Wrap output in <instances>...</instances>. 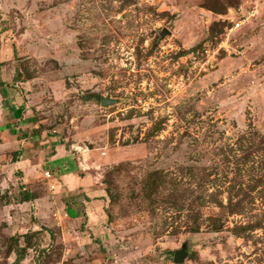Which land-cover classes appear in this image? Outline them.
Returning a JSON list of instances; mask_svg holds the SVG:
<instances>
[{
	"label": "rangeland",
	"instance_id": "rangeland-1",
	"mask_svg": "<svg viewBox=\"0 0 264 264\" xmlns=\"http://www.w3.org/2000/svg\"><path fill=\"white\" fill-rule=\"evenodd\" d=\"M10 123L66 155L27 205L0 137V264H264V0H0Z\"/></svg>",
	"mask_w": 264,
	"mask_h": 264
},
{
	"label": "crops",
	"instance_id": "crops-1",
	"mask_svg": "<svg viewBox=\"0 0 264 264\" xmlns=\"http://www.w3.org/2000/svg\"><path fill=\"white\" fill-rule=\"evenodd\" d=\"M6 88V85H4ZM7 89V88H6ZM8 90V89H7ZM10 91H13L12 89H9ZM8 90V91H9ZM8 94V93H6ZM13 98V97H12ZM16 98V96H14ZM19 99H15V107L16 108H22L21 103L18 101ZM14 101H12L13 103ZM20 104V105H18ZM13 105V104H12ZM28 111H26L25 115L22 116V120L25 119L28 115ZM15 123H10L9 126H3L0 124V137L4 139L7 144H9L10 148H14V150L20 151L17 160L14 162L13 166L15 168H18L22 173V178L20 185L23 186L22 191H27L28 195L30 197V200L27 205L30 204L31 206H34L36 204V200L34 197H32V190H30V186L35 183L37 180L36 178H39L42 174L41 173H48L47 172V166L52 165L54 162L60 165L59 168H61L62 164H65V161H63V158H65V150L63 145L58 144L56 145L52 138H49V140H45L44 136H40L39 134L35 133L36 127L30 125H22L18 124L17 127L14 126ZM11 128V129H10ZM17 130V133L21 135V138H17L16 134L13 139V135L10 136L11 131ZM34 130V134L32 135H25V130ZM21 132V133H20ZM33 133V132H32ZM51 153V155H50ZM16 155V156H17ZM24 155H27L24 158ZM62 159V162H59L58 160ZM70 161L67 160V163ZM49 168V167H48ZM76 182L77 176L75 172H71L68 174L61 175V179L66 180L67 183L71 181V179ZM80 181V180H78ZM76 187L79 186L77 184H74ZM92 189L88 193L85 190H77L73 191L72 186L68 189L67 194H69L70 198H76V201L78 202V205H74L72 208L71 213L78 214L80 213L82 215V219H85V222L88 223L87 225L90 227V225L96 222L103 223L106 220L105 215V199L100 196V199H94L90 193H92ZM94 192V191H93ZM71 194V195H70ZM101 194V193H100ZM24 203V202H23ZM24 203V204H25ZM80 218H75L74 220H79ZM81 220V219H80Z\"/></svg>",
	"mask_w": 264,
	"mask_h": 264
},
{
	"label": "built area",
	"instance_id": "built-area-1",
	"mask_svg": "<svg viewBox=\"0 0 264 264\" xmlns=\"http://www.w3.org/2000/svg\"><path fill=\"white\" fill-rule=\"evenodd\" d=\"M257 9L253 8L246 15H242L237 19L235 23H233V27L229 30V32L234 31L240 28L245 22L253 19L257 15Z\"/></svg>",
	"mask_w": 264,
	"mask_h": 264
},
{
	"label": "trees",
	"instance_id": "trees-1",
	"mask_svg": "<svg viewBox=\"0 0 264 264\" xmlns=\"http://www.w3.org/2000/svg\"><path fill=\"white\" fill-rule=\"evenodd\" d=\"M29 200H30V197H29V195L26 194L25 195V198L23 199L22 202H29ZM215 222L216 223L213 225V228H214V230H218V228L220 227V224L218 225V220L217 219H215ZM235 234H238V231H235ZM22 259H23V256H22V258L18 256L16 258V261L13 264H20V262H21Z\"/></svg>",
	"mask_w": 264,
	"mask_h": 264
},
{
	"label": "water",
	"instance_id": "water-1",
	"mask_svg": "<svg viewBox=\"0 0 264 264\" xmlns=\"http://www.w3.org/2000/svg\"><path fill=\"white\" fill-rule=\"evenodd\" d=\"M109 104V101L107 99H101V105L107 106ZM184 255L180 252H176L174 254V263H179L183 260Z\"/></svg>",
	"mask_w": 264,
	"mask_h": 264
}]
</instances>
